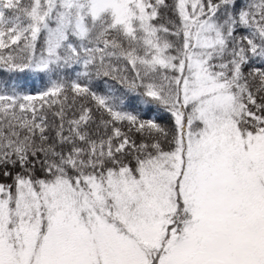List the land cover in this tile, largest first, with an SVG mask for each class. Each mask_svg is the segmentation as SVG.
Segmentation results:
<instances>
[{
	"label": "snow or ice",
	"instance_id": "6c2138e0",
	"mask_svg": "<svg viewBox=\"0 0 264 264\" xmlns=\"http://www.w3.org/2000/svg\"><path fill=\"white\" fill-rule=\"evenodd\" d=\"M0 264H264V0H0Z\"/></svg>",
	"mask_w": 264,
	"mask_h": 264
}]
</instances>
